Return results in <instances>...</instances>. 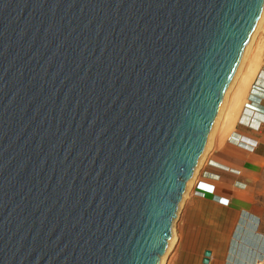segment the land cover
I'll return each mask as SVG.
<instances>
[{"label":"water","instance_id":"water-1","mask_svg":"<svg viewBox=\"0 0 264 264\" xmlns=\"http://www.w3.org/2000/svg\"><path fill=\"white\" fill-rule=\"evenodd\" d=\"M263 8L0 0V264H160Z\"/></svg>","mask_w":264,"mask_h":264},{"label":"crops","instance_id":"crops-1","mask_svg":"<svg viewBox=\"0 0 264 264\" xmlns=\"http://www.w3.org/2000/svg\"><path fill=\"white\" fill-rule=\"evenodd\" d=\"M261 48L263 44L249 54L257 58V72L233 115L235 120L225 126L227 104L219 116L217 129L209 136L203 160L177 209L172 226L175 240L164 264H264V54L261 56ZM250 141L256 143L253 150ZM197 185L205 190L204 194L196 192Z\"/></svg>","mask_w":264,"mask_h":264},{"label":"bare ground","instance_id":"bare-ground-1","mask_svg":"<svg viewBox=\"0 0 264 264\" xmlns=\"http://www.w3.org/2000/svg\"><path fill=\"white\" fill-rule=\"evenodd\" d=\"M263 11H264V8H263ZM263 14H264V12H262V15H261V17H260V19L258 21V24H257V26H256V28H255V30H254L249 42H248V45H247V47L245 49V52H244V54H243V56L241 58V61H240L239 65H238V68H237V70H236V72L234 74V77H233V79H232V81L230 83V86H229V88H228V90L226 92V95H225V97H224V99L222 101V104H221V106L219 108V111H218V113L216 115V119H215L214 124L212 126V131H211L212 133L215 130L216 125L218 124V121H219L218 119H220V117L222 116L221 115L223 113L222 110H225L223 108H226V106L229 105L228 111H227L225 117L223 116L225 118V121H226V122L224 121L226 123L225 126L228 127L229 125H231L232 121L235 120V119L233 120V115L236 112V110L238 109L242 99L245 98V96H246V88L248 87V83L250 82V80L253 77L254 73L257 72V71H255L256 68H257V58H256L255 55L253 57H249L248 51H249L250 44L252 43L253 38H254V36H255V34L257 32L259 22L262 20V16H264ZM249 86H250V84H249ZM233 88H235V89L232 90ZM230 90L234 92V93L232 92L233 95L228 94V92H230ZM228 95H231V97H232V98L230 97L231 100L227 98ZM235 117H236V115H235ZM224 118H223V120H224ZM204 150H205V148H204ZM204 150H203V152H202V154H201V156H200V158L198 160V164H199V162L201 163L200 160L202 159ZM198 164H197V166H198ZM197 166H196V168H197ZM194 173H195V171L193 172L192 177H193ZM192 177H191L189 183H191ZM189 183H188V185H189ZM174 240L175 239L172 236L170 242L168 243V245L166 247V250H165L164 254L161 256V263L160 264L164 263L165 257L167 256V254L169 253L170 249L173 246Z\"/></svg>","mask_w":264,"mask_h":264},{"label":"rangeland","instance_id":"rangeland-1","mask_svg":"<svg viewBox=\"0 0 264 264\" xmlns=\"http://www.w3.org/2000/svg\"><path fill=\"white\" fill-rule=\"evenodd\" d=\"M264 12V11H262ZM264 15V14H263ZM263 44V48L262 49V53H261V56L264 54V16H262V20L259 22V25H258V29H257V32L253 38V41L252 43L250 44V47H249V51L248 53L250 54L251 53V50H254L256 47H261ZM253 52V51H252ZM250 57V55H249ZM236 87V86H235ZM235 88H233L232 90H234ZM233 91L230 90V92H228V94H231L233 95L232 93ZM231 95H228L227 98H230ZM232 98V97H231ZM231 100V99H230ZM198 174V173H197ZM196 174V175H197ZM194 185V184H193ZM191 185V186H193ZM171 250V249H170ZM170 252V251H169ZM169 254V253H168ZM167 254V256H168ZM167 256L165 257V259L167 258ZM164 264V263H163Z\"/></svg>","mask_w":264,"mask_h":264},{"label":"built area","instance_id":"built-area-1","mask_svg":"<svg viewBox=\"0 0 264 264\" xmlns=\"http://www.w3.org/2000/svg\"><path fill=\"white\" fill-rule=\"evenodd\" d=\"M251 142V144H250V149H252L253 150V148L255 147V145H256V143L255 142H253V141H250ZM196 192L198 193V194H200V195H202V194H204L205 193V190H201V189H199V187H198V185H197V189H196Z\"/></svg>","mask_w":264,"mask_h":264}]
</instances>
